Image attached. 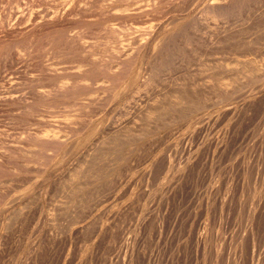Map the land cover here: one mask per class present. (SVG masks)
<instances>
[{"label":"rangeland","instance_id":"rangeland-1","mask_svg":"<svg viewBox=\"0 0 264 264\" xmlns=\"http://www.w3.org/2000/svg\"><path fill=\"white\" fill-rule=\"evenodd\" d=\"M0 264H264V0H0Z\"/></svg>","mask_w":264,"mask_h":264},{"label":"bare ground","instance_id":"bare-ground-1","mask_svg":"<svg viewBox=\"0 0 264 264\" xmlns=\"http://www.w3.org/2000/svg\"><path fill=\"white\" fill-rule=\"evenodd\" d=\"M238 3V2H237ZM188 4V3H187ZM208 4V3H207ZM247 4V3H246ZM223 5V4H222ZM234 5V4H233ZM92 6V5H91ZM206 6V5H205ZM236 6V5H235ZM214 7V6H213ZM222 7V6H221ZM225 9V8H224ZM74 10V9H73ZM27 11V10H26ZM51 13V12H50ZM221 13V12H220ZM13 14V13H12ZM123 19V18H122ZM236 19V18H235ZM194 20V19H193ZM194 22V21H193ZM55 25V24H54ZM110 26V25H109ZM7 27V26H6ZM183 27V26H182ZM185 27V26H184ZM189 28V27H188ZM28 30V29H27ZM191 30V29H190ZM118 31V29H117ZM71 32V31H70ZM183 32V31H182ZM111 33V32H110ZM171 38V37H170ZM249 38V37H248ZM256 39V38H255ZM110 40V39H109ZM177 40V39H176ZM165 42V41H164ZM171 43V42H170ZM223 43V42H222ZM174 44V43H173ZM232 45V44H231ZM168 46V45H167ZM87 48V47H86ZM63 50V49H62ZM120 50V49H119ZM135 54V53H134ZM140 57V56H139ZM100 58V57H99ZM129 58V57H128ZM136 59V58H135ZM132 61V60H131ZM167 62V61H166ZM149 68V67H148ZM89 72V71H88ZM199 86V85H198ZM230 88V87H229ZM173 97V96H172ZM202 99V98H201ZM187 110V109H186ZM164 111V110H163ZM143 119V118H142ZM146 119V118H145ZM32 136V135H31ZM55 140V139H54ZM77 141V140H76ZM68 144V143H67ZM120 144V143H119ZM63 146V145H62ZM88 155V154H87ZM96 157V156H95ZM93 159V158H92ZM91 160V159H90ZM108 161V160H107ZM88 165V164H87ZM95 173V172H94ZM91 179V178H90ZM81 190V189H80Z\"/></svg>","mask_w":264,"mask_h":264}]
</instances>
